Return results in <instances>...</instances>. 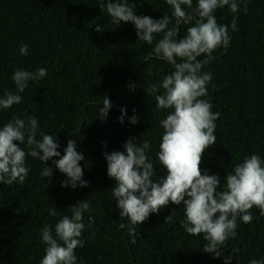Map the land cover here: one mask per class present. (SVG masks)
<instances>
[{"label": "clouds", "instance_id": "clouds-1", "mask_svg": "<svg viewBox=\"0 0 264 264\" xmlns=\"http://www.w3.org/2000/svg\"><path fill=\"white\" fill-rule=\"evenodd\" d=\"M166 3L172 9V17L164 15L162 19L154 20L149 16H137L128 0H100V10L102 12L106 8L111 23L131 22L135 25L139 41L152 45L154 34L163 33L152 52L155 59H163L174 68L159 85L164 90L163 94L154 95L158 91L155 84L146 89L148 95H154L157 109L173 110L159 122L164 133L157 158L167 169L166 178L153 180V164L146 155L151 145L145 140L137 146L134 142L136 138H130L123 145L126 152L104 153L107 175L115 181L111 191L120 210V218H127L130 222L128 232L132 244L136 243L137 224L145 222L150 214L159 213L169 203L180 205L183 202L185 219L181 221L182 228L191 236L203 234L207 241L203 250L213 254V258H220L225 242L237 235L238 218L244 224L251 223L253 216L250 210L254 206L264 216V160L259 155L254 153L242 163H237L233 173L224 177L225 190L219 192V175L208 174L201 169L204 153L216 144L214 121L220 115L219 112H212L210 102L201 99L207 95V84L212 80V74L203 72L202 68L214 59L213 52L217 48L222 46L227 49L231 39L229 26L219 25L214 12L227 6L235 14L239 11V2L197 0L195 8L193 0H166ZM186 8L192 11H186ZM173 19L174 26L169 28ZM193 22L194 26L187 28L186 35L176 39L180 26ZM231 29L238 30L235 16ZM95 30L99 32L103 29L97 24ZM20 53L28 55L27 44H22ZM202 54H205V59L201 61L198 57ZM46 75L44 68L35 72L17 69L11 76L15 92L8 91L0 98V109L6 110L21 103L20 93L25 91L29 81H39ZM129 87L135 90L136 86ZM102 102L104 106L99 110V118L106 122L112 104L107 96ZM121 113L118 119L123 123L126 109L121 108ZM138 121L139 117L135 114L130 118L133 125ZM38 131V119L31 116L25 119L13 117L0 129V183L23 184L29 172L25 166L27 156L44 163L46 167L41 175L51 178L53 168L47 162L59 157L53 160V164L65 175L62 186L71 189L87 187L88 181L83 179L84 170L80 165L85 157L77 150L76 140L69 139L61 155L56 139L39 132L41 139L38 140ZM25 137L27 151L20 147V144H25ZM51 183L49 179L48 184ZM89 208V203L82 200L71 206V217L65 215L56 223L54 233L51 225L42 229L40 239L46 247L40 264H77L75 250L82 248L86 242L80 237L85 229L83 214ZM50 214L55 217L57 211L51 209ZM165 220L170 222L172 216H167ZM125 227V224H120L121 229ZM238 251L232 250V254L224 258L225 264H231ZM250 264H264V261L253 259Z\"/></svg>", "mask_w": 264, "mask_h": 264}]
</instances>
